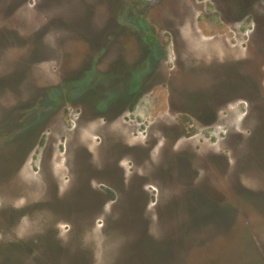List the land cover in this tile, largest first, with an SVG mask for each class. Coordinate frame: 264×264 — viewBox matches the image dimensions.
<instances>
[{"label":"rangeland","instance_id":"obj_1","mask_svg":"<svg viewBox=\"0 0 264 264\" xmlns=\"http://www.w3.org/2000/svg\"><path fill=\"white\" fill-rule=\"evenodd\" d=\"M0 264H264V0H0Z\"/></svg>","mask_w":264,"mask_h":264}]
</instances>
